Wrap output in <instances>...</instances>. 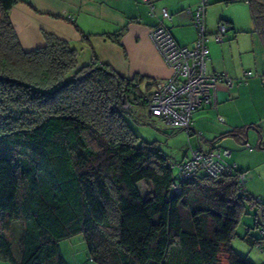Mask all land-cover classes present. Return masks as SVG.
Instances as JSON below:
<instances>
[{
	"label": "trees",
	"instance_id": "16d2710c",
	"mask_svg": "<svg viewBox=\"0 0 264 264\" xmlns=\"http://www.w3.org/2000/svg\"><path fill=\"white\" fill-rule=\"evenodd\" d=\"M247 1L264 39V0ZM19 2L28 3L0 0V260L68 264L59 243L81 235L84 264H255L231 244L247 204L262 206L244 171L229 156L217 177L184 174L192 155L173 163L128 121L147 107L142 77L123 78L96 56L80 63L79 49L52 33L24 49L9 18Z\"/></svg>",
	"mask_w": 264,
	"mask_h": 264
},
{
	"label": "crops",
	"instance_id": "0c3cea01",
	"mask_svg": "<svg viewBox=\"0 0 264 264\" xmlns=\"http://www.w3.org/2000/svg\"><path fill=\"white\" fill-rule=\"evenodd\" d=\"M27 1L9 11L24 49L42 46L45 33H52L79 49L80 63L96 56L123 78L142 77L138 83L142 93L152 94L156 82L171 74L149 38L150 30L166 26L175 41L186 47H193L196 39L193 12L200 0ZM206 1V71L224 74L232 84L218 80L216 105L192 114L190 128L185 130L190 153L185 151L180 161L190 158L192 151H207L213 145L229 149L228 161L244 171V187L262 204L261 214L260 206H249L255 211L253 222L252 217L244 216L251 211L247 204V212L236 226V237L259 236L264 233V39L254 27L247 0ZM163 8L171 20L162 18ZM220 23L228 29L224 40L217 42L213 34ZM0 264L10 263L0 260Z\"/></svg>",
	"mask_w": 264,
	"mask_h": 264
},
{
	"label": "built area",
	"instance_id": "2783aa9c",
	"mask_svg": "<svg viewBox=\"0 0 264 264\" xmlns=\"http://www.w3.org/2000/svg\"><path fill=\"white\" fill-rule=\"evenodd\" d=\"M205 6L206 0H200L193 15L197 31L193 47L179 45L163 25L154 27L149 32L150 40L171 74L156 82L154 91L148 97L147 109L151 115L159 116L167 124L184 130L189 129L194 111L202 106H215V83L218 80H223L230 86L232 84L224 74H209L206 71L209 37L205 25ZM161 15L163 18H171L166 9L161 10ZM224 32L225 26L221 25L214 39L221 41ZM245 74L249 75L248 72ZM230 154L231 151L227 148L208 152L194 151L191 159L179 168L184 174H192L201 168L217 177L228 164L226 158ZM240 179L244 181V173L240 175Z\"/></svg>",
	"mask_w": 264,
	"mask_h": 264
},
{
	"label": "rangeland",
	"instance_id": "374dc122",
	"mask_svg": "<svg viewBox=\"0 0 264 264\" xmlns=\"http://www.w3.org/2000/svg\"><path fill=\"white\" fill-rule=\"evenodd\" d=\"M134 112L136 115H141L140 118H134L130 116H127V118L135 132L142 140L148 142L156 141L161 150L169 156L173 163L182 160V158L185 156V151L190 153L187 139L188 134L185 130L172 129L170 126L162 122L159 117L150 115L149 112L144 108L135 110ZM190 138H192V136ZM258 209L260 210L259 214H261L262 207ZM250 210L251 211L249 214L244 216L252 217L253 222L255 211H253V209ZM240 229H242V226L238 227L239 233ZM260 241L261 244L255 243L251 245L248 241L243 239V235H239L232 239L231 244L235 250L241 254H245V256H247L248 259L253 261L255 264H263L264 238H262ZM59 245L61 253L68 264H84L86 250L85 242L83 241L81 235L61 241ZM222 264H226L223 259Z\"/></svg>",
	"mask_w": 264,
	"mask_h": 264
},
{
	"label": "water",
	"instance_id": "95a60500",
	"mask_svg": "<svg viewBox=\"0 0 264 264\" xmlns=\"http://www.w3.org/2000/svg\"><path fill=\"white\" fill-rule=\"evenodd\" d=\"M253 129H255V128H253ZM246 142H247V141L245 140L244 143H246ZM259 144H260V143H259Z\"/></svg>",
	"mask_w": 264,
	"mask_h": 264
}]
</instances>
